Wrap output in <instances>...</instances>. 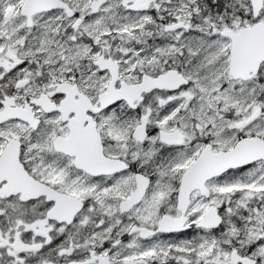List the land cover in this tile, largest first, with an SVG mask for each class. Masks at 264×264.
Here are the masks:
<instances>
[{"label": "snow or ice", "instance_id": "6c2138e0", "mask_svg": "<svg viewBox=\"0 0 264 264\" xmlns=\"http://www.w3.org/2000/svg\"><path fill=\"white\" fill-rule=\"evenodd\" d=\"M0 264H264V0H0Z\"/></svg>", "mask_w": 264, "mask_h": 264}]
</instances>
